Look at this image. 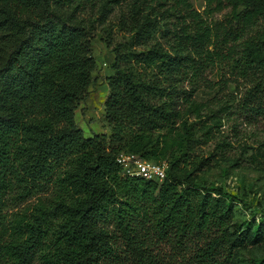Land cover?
I'll return each instance as SVG.
<instances>
[{
    "label": "trees",
    "instance_id": "1",
    "mask_svg": "<svg viewBox=\"0 0 264 264\" xmlns=\"http://www.w3.org/2000/svg\"><path fill=\"white\" fill-rule=\"evenodd\" d=\"M77 1L0 0V261L33 264L40 254L43 264H232L239 250L263 244L264 222L233 229L226 193L190 178L191 133L179 109L172 99L152 103L145 92L160 88L136 82L119 51L107 79L111 133L84 136L75 111L88 96L96 60ZM172 1L194 24L182 42L205 63L243 61L260 72L243 109L264 117V0H206L207 16L230 10L214 23L190 0ZM151 23L143 22L140 39ZM186 58L155 48L136 56L161 62L172 77ZM121 154L167 162L165 180L129 175ZM56 184L54 199L31 221H18L12 232L2 228L13 192L26 196Z\"/></svg>",
    "mask_w": 264,
    "mask_h": 264
},
{
    "label": "rangeland",
    "instance_id": "2",
    "mask_svg": "<svg viewBox=\"0 0 264 264\" xmlns=\"http://www.w3.org/2000/svg\"><path fill=\"white\" fill-rule=\"evenodd\" d=\"M190 2L208 23L221 21L230 12L226 9L207 16L206 0ZM75 5L79 7V18L91 25L92 55L96 60L88 96L75 111L84 136L111 133L105 117L107 79L114 74L119 51L126 59L123 67L133 72L136 82L160 88L145 92L152 103L162 105L172 99L179 109L191 133L192 143L185 159L190 178L201 187L221 188L226 193L233 204V229L246 230L253 223H263L264 117H251L243 109L260 80V72L245 68L243 61L229 66L205 63L193 52L191 44L182 42L181 35L192 34L194 24L172 0H78ZM146 21L152 22L145 27L150 32L140 39L139 29ZM261 30L260 23L248 31L249 36ZM153 48L172 57L187 56L182 61L185 66L172 77L160 71L161 62H137L138 54ZM57 189L56 184L26 196H20V190L13 192L2 228L12 232L18 221H31L37 207L53 200ZM53 222L57 228L63 220ZM263 259L264 243L239 250L232 264H256ZM33 264H43L40 254Z\"/></svg>",
    "mask_w": 264,
    "mask_h": 264
},
{
    "label": "built area",
    "instance_id": "3",
    "mask_svg": "<svg viewBox=\"0 0 264 264\" xmlns=\"http://www.w3.org/2000/svg\"><path fill=\"white\" fill-rule=\"evenodd\" d=\"M118 162L131 176H139L146 180L163 182L166 178L168 164L154 163L140 159L135 154H121Z\"/></svg>",
    "mask_w": 264,
    "mask_h": 264
}]
</instances>
